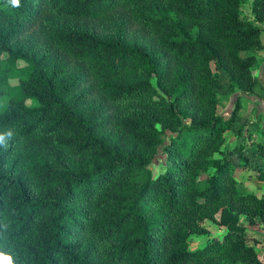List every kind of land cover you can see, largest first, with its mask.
<instances>
[{
    "label": "trees",
    "instance_id": "obj_1",
    "mask_svg": "<svg viewBox=\"0 0 264 264\" xmlns=\"http://www.w3.org/2000/svg\"><path fill=\"white\" fill-rule=\"evenodd\" d=\"M263 22L264 0H0V252L264 264L239 224L264 221V194L239 186L223 148L255 94ZM214 69L236 95L229 114ZM194 234L209 237L190 248Z\"/></svg>",
    "mask_w": 264,
    "mask_h": 264
},
{
    "label": "rangeland",
    "instance_id": "obj_2",
    "mask_svg": "<svg viewBox=\"0 0 264 264\" xmlns=\"http://www.w3.org/2000/svg\"><path fill=\"white\" fill-rule=\"evenodd\" d=\"M242 16H246V17H251V10L249 7H245L242 11ZM215 67V65L213 64V68ZM215 73L216 74H219L220 77H221V80H222V83L223 85L221 87H219L217 89L218 91V95H219V98H220V104L218 106V111L222 114H229L231 109L233 108L234 106V101H235V98H236V95L235 94H232V92H230V88H229V78L226 76V72L222 71V70H219L217 71V69H214ZM27 104H30V100L27 101ZM242 104H243V107H244V111L243 113L241 114V116L237 119L238 122L242 121L243 120V124L246 120H244V118H251L249 115V112L252 111V108H253V105H252V101H248V99H242ZM236 120V121H237ZM235 121V122H236ZM234 122V123H235ZM248 122V121H247ZM247 122H245L247 124ZM263 122V120H262ZM262 122H258L259 123V127H262V125L260 123ZM234 123H233V126H234ZM264 123V122H263ZM233 126L228 130L230 131L228 133V136H227V142L223 145V148H225L226 151H228V155H230V157L232 158V162H233V165L237 166L239 168V166L241 165V160H239L240 156H241V153H243L244 155L248 156L249 159L252 160V158H254V149H257L258 147V142H264V134L262 136V139H259L256 135H252V139L256 140L258 139V141H256L257 143H255V147H251V149L248 151V148H247V145L249 144V141L247 140V137H245L246 141L244 142V145L246 146V148H244L241 151L238 150V137L237 135H235V130L233 129ZM245 136H247L245 134ZM263 149H264V146H263ZM255 160V158H254ZM243 161H248L246 159H243ZM243 167V166H242ZM247 168L249 170H256L255 167H256V163L253 164V166L251 164L249 165H245L244 168ZM254 167V168H253ZM209 175V172H204L203 173V176L204 177H207ZM235 175H236V178L238 179L239 181V186H241L242 188L246 189V190H249L251 191V188L253 191H255V189H258L257 190V193H262L264 192V183H254L252 182L250 179H248L249 177V173H248V170H237L235 172ZM241 178V180H240ZM241 181H243L244 183H242ZM261 188V190H260ZM218 221H207L206 222V226L210 229V235L213 234V235H216L218 237H221L222 233L225 231V228H223V226H220V224L217 223ZM239 224H244V226L247 228V235H248V239L250 241H253V239H255V244L257 243H261V239H263L264 237H261V239L257 238L256 236H254V234H252L250 232V230H252L249 226H252L254 227L253 229H257V225H250L249 222H247L246 220V217L245 216H242L240 217V222ZM264 224V223H262ZM264 227V225H261L260 228L262 229ZM207 235L205 234H194L191 236L190 238V244H189V247L190 248H196V247H199V246H202L206 243L207 241ZM247 239V240H248ZM249 241V242H250ZM254 244V245H255ZM256 246V245H255ZM259 252H260V255L261 254H264V248H258ZM262 258V257H261ZM264 260V259H263Z\"/></svg>",
    "mask_w": 264,
    "mask_h": 264
},
{
    "label": "crops",
    "instance_id": "obj_3",
    "mask_svg": "<svg viewBox=\"0 0 264 264\" xmlns=\"http://www.w3.org/2000/svg\"><path fill=\"white\" fill-rule=\"evenodd\" d=\"M264 26V22L261 24ZM261 42H262V46L259 49H256L257 52V61L253 67V76H254V80H255V85H254V90H255V94L254 95H243L242 99H248V101H252V111L249 112V115H251V118H244V120H246L245 122H247V124L244 122L243 124V120L238 122V118L241 116V114L244 111V107L242 104V107L239 111V115L237 117V121L234 123L233 129L235 130V135H237L238 137V150L242 152V150L244 148H246V146L244 145V142L246 141L245 137H247V140L249 141V144L247 145L248 151L251 149V147H255V143H257L256 141H258V139L254 140L252 139V135H256L259 139H262V136L264 134V31L261 34ZM263 120V122H262ZM258 122H262L260 123L262 125V127H259V123ZM230 131L227 132L226 134V142H227V136L228 133ZM245 134L247 136H245ZM262 143L264 144V142H258V145ZM242 156L243 153H241V156L239 158V160H242ZM246 156V155H245ZM254 158H252V160L250 159V164L253 166L254 163H256V167L259 166H263L264 167V150L262 149V147L260 148L259 146L257 147V149H254ZM255 167V169H256ZM254 168V167H253ZM242 170V169H246L248 170L249 173V177L248 179H250L252 182L254 183H264V179H260L259 178V173L258 171L254 170H249L246 167L244 168V166L242 167L241 165L239 166V168L237 167V170ZM241 180V178H240ZM242 183H244L243 181H241ZM258 189H255V191L252 190L253 192L257 193ZM261 190V188H260ZM259 191V190H258ZM259 195H263L264 192L262 193H258ZM244 216V215H242ZM241 216V217H242ZM247 220V219H246ZM248 222V221H247ZM264 223V221L261 218L257 219V229H253L254 227L249 226L252 230H250V232L252 234H254V236H256L257 238L261 239V237H264V227L261 229L260 226L264 225L262 224ZM242 226H244V224H241ZM254 226V225H253ZM245 227V226H244ZM225 228V227H223ZM248 228V226H247ZM248 239V237H247ZM248 239L247 242L249 244H255V239H253V241H250ZM257 248H264V238L261 239V243H257L255 244ZM262 259H264V254H261Z\"/></svg>",
    "mask_w": 264,
    "mask_h": 264
},
{
    "label": "clouds",
    "instance_id": "obj_4",
    "mask_svg": "<svg viewBox=\"0 0 264 264\" xmlns=\"http://www.w3.org/2000/svg\"><path fill=\"white\" fill-rule=\"evenodd\" d=\"M8 3L13 8H18L20 6V0H8ZM2 139H3V137L0 136V140H2ZM0 264H14L11 255H9L5 252H0Z\"/></svg>",
    "mask_w": 264,
    "mask_h": 264
}]
</instances>
